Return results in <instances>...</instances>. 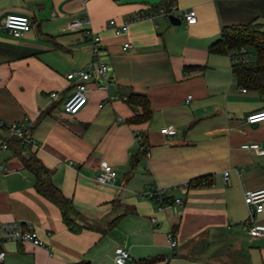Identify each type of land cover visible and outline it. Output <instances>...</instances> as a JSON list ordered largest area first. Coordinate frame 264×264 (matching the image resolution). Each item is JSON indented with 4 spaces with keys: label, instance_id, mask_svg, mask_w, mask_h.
Segmentation results:
<instances>
[{
    "label": "crops",
    "instance_id": "obj_1",
    "mask_svg": "<svg viewBox=\"0 0 264 264\" xmlns=\"http://www.w3.org/2000/svg\"><path fill=\"white\" fill-rule=\"evenodd\" d=\"M161 1L0 0V118L27 119L34 142L19 149L0 126V140L8 142L0 151V226L30 227L42 242L0 238L7 264H117L118 246L130 252L129 264L150 257L160 258L156 264H264V235L248 234L244 202L245 192L264 188V154L241 148L264 146V121H246L264 109V96L237 85L228 54L208 51L225 26L254 22L264 31V0H175L177 16L195 10L194 24L180 18L172 25L159 14L130 23L119 36L107 26L156 11ZM9 13L27 15L32 28L13 38L3 28ZM74 18L100 36L110 69L106 88L87 81L86 103L69 114L64 101L79 80L66 75L92 59L91 38L67 28ZM125 41L132 47L123 50ZM133 93L148 98L147 121H129L141 113L127 103ZM166 126L176 134L163 135ZM136 132L147 147L133 164ZM18 153L34 154L83 220L99 230L70 231L59 208L36 191ZM103 162L116 169L113 184L94 181ZM201 176L210 184L185 187ZM151 185L181 198L178 211H159L143 197ZM256 223L264 225V210Z\"/></svg>",
    "mask_w": 264,
    "mask_h": 264
},
{
    "label": "built area",
    "instance_id": "obj_2",
    "mask_svg": "<svg viewBox=\"0 0 264 264\" xmlns=\"http://www.w3.org/2000/svg\"><path fill=\"white\" fill-rule=\"evenodd\" d=\"M176 15V10L171 7L170 11L164 10L160 7L156 11L150 12L146 15H134L127 21L117 22L113 19L109 20L107 23L108 28L113 32L114 35L119 36L121 34H126L129 31L130 23L140 21L145 18H153L156 15ZM177 16V15H176ZM180 16V17H179ZM178 17L185 20L187 24H194L196 22V12L193 9L184 11L180 13ZM85 22L82 19L74 18L68 24L67 28L70 31H83L85 35H88L92 41V59L88 64V67L80 70H73L66 75L68 80H79L76 84L75 89L64 101V109L69 114H76L86 103V92L87 85L86 82L89 80H100L104 88H106V75L109 72L110 65L108 62L102 59L103 52L105 49L101 44V38L99 35L93 33L90 29L85 28ZM3 28L7 31L9 35L13 38H20L26 32H28L32 26L30 19L27 15L9 13L4 17ZM132 47V42L125 41L122 44V49L126 50ZM242 53L247 54L245 48H241ZM232 52H230V60ZM245 91V89H242ZM55 94L52 93L51 96ZM100 106V105H99ZM246 121L249 123H256L264 121V109L255 110L246 116ZM0 126L6 129L9 138H17L24 146H33L34 142L28 134V121L27 119L19 122L5 123L0 118ZM160 132L165 136H172L176 134L177 130L173 126H166L161 128ZM136 144L139 145L141 142L139 132L134 134ZM8 147V142L0 140V151ZM242 149L251 150L257 154H264V146L258 143H244L241 145ZM228 171L224 172L225 180L227 179ZM117 172L116 169L107 163H101L97 174L94 177V181L99 184H113L116 180ZM185 187L188 184H184ZM169 189L157 185H151L146 188L142 193V196L153 201L159 211H178V208L182 206L183 201L179 197L169 196ZM244 202L248 207L249 217L246 222V229L250 236L260 237L264 235V225L256 223V216L264 210V188L249 190L244 194ZM169 247L173 248L176 245V239L172 229L167 233ZM0 238L12 239L16 242H32L36 245H42V242L38 239L37 233L30 227L23 226L19 223H6L0 226ZM6 253L4 250H0V264H7L5 262ZM132 259L130 252L122 247L118 246L114 248V260L117 264H129Z\"/></svg>",
    "mask_w": 264,
    "mask_h": 264
},
{
    "label": "trees",
    "instance_id": "obj_3",
    "mask_svg": "<svg viewBox=\"0 0 264 264\" xmlns=\"http://www.w3.org/2000/svg\"><path fill=\"white\" fill-rule=\"evenodd\" d=\"M174 1L162 0L159 6L166 11H170ZM241 48H245L247 54L242 53L240 51ZM208 51L228 55L232 52L231 58L233 63L231 64V72L233 78L236 79L237 85L264 96V31L258 23L249 22L247 24L223 27L219 38L208 47ZM127 103L141 108V113L135 114L129 121L139 123L149 119L151 110L148 98L145 95L138 93L130 94L127 97ZM27 130L29 134L30 128ZM140 138L141 142L138 145V152L131 159V163L133 164L136 162V158L145 152V148L147 147L145 135L140 134ZM11 139L16 141L19 149L24 148L19 139ZM18 157L24 167L31 173L36 191L59 208L62 220L70 231L78 233L82 229H98L96 226L83 220V217L74 208L72 201L65 197L53 184L51 171L34 154L24 156L18 153ZM187 184L188 187L208 185L210 184V178L208 176H201L189 180ZM119 218L120 216H116L111 224H114ZM77 220L83 223L79 224ZM171 229L174 233V229ZM159 259V257L143 258L137 260L136 263L156 264ZM75 264H89V262L82 260Z\"/></svg>",
    "mask_w": 264,
    "mask_h": 264
},
{
    "label": "water",
    "instance_id": "obj_4",
    "mask_svg": "<svg viewBox=\"0 0 264 264\" xmlns=\"http://www.w3.org/2000/svg\"><path fill=\"white\" fill-rule=\"evenodd\" d=\"M168 19L172 25H179L181 23V19L176 15H169Z\"/></svg>",
    "mask_w": 264,
    "mask_h": 264
}]
</instances>
